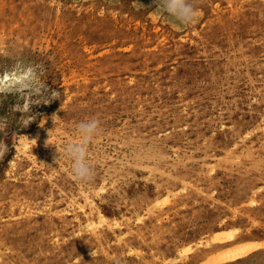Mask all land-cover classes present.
I'll return each mask as SVG.
<instances>
[{"label": "rangeland", "instance_id": "374dc122", "mask_svg": "<svg viewBox=\"0 0 264 264\" xmlns=\"http://www.w3.org/2000/svg\"><path fill=\"white\" fill-rule=\"evenodd\" d=\"M193 3L0 0V87L59 93H0V264H264V0Z\"/></svg>", "mask_w": 264, "mask_h": 264}, {"label": "clouds", "instance_id": "9594fccd", "mask_svg": "<svg viewBox=\"0 0 264 264\" xmlns=\"http://www.w3.org/2000/svg\"><path fill=\"white\" fill-rule=\"evenodd\" d=\"M154 3L156 4V10L182 26H191L198 19V10L193 0H154ZM14 70H16L15 67L9 71ZM21 70L27 72V76L22 77L14 88L0 87V93L13 92L21 96L28 94L30 97H36L29 107L41 103H50L52 100L59 98L57 92H52L50 96H46V85L40 79V66L21 65ZM53 119L55 120L56 117L54 116ZM102 131L99 119L90 117L81 120L76 125L79 139L66 142L62 153L58 152L59 158L62 156L70 163L71 173L80 183L87 184L95 178L96 171L88 159V150ZM91 255L95 258V252L92 251ZM115 264H119V260L115 261Z\"/></svg>", "mask_w": 264, "mask_h": 264}, {"label": "bare ground", "instance_id": "6f19581e", "mask_svg": "<svg viewBox=\"0 0 264 264\" xmlns=\"http://www.w3.org/2000/svg\"><path fill=\"white\" fill-rule=\"evenodd\" d=\"M9 76H11V74L10 75L9 74L7 75V77H9ZM9 82H10V80H9Z\"/></svg>", "mask_w": 264, "mask_h": 264}]
</instances>
